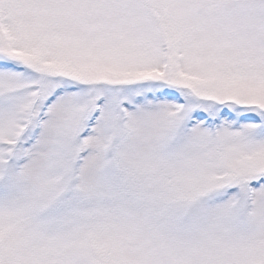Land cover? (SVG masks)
I'll list each match as a JSON object with an SVG mask.
<instances>
[{
	"label": "snow or ice",
	"instance_id": "snow-or-ice-1",
	"mask_svg": "<svg viewBox=\"0 0 264 264\" xmlns=\"http://www.w3.org/2000/svg\"><path fill=\"white\" fill-rule=\"evenodd\" d=\"M0 264H264V0H0Z\"/></svg>",
	"mask_w": 264,
	"mask_h": 264
}]
</instances>
